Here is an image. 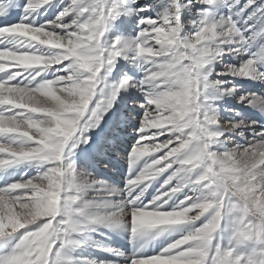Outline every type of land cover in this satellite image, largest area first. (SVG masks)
Here are the masks:
<instances>
[{"label": "snow or ice", "instance_id": "1", "mask_svg": "<svg viewBox=\"0 0 264 264\" xmlns=\"http://www.w3.org/2000/svg\"><path fill=\"white\" fill-rule=\"evenodd\" d=\"M236 81L264 85V0H0V264H264Z\"/></svg>", "mask_w": 264, "mask_h": 264}, {"label": "rangeland", "instance_id": "2", "mask_svg": "<svg viewBox=\"0 0 264 264\" xmlns=\"http://www.w3.org/2000/svg\"><path fill=\"white\" fill-rule=\"evenodd\" d=\"M150 2L151 0H141V3H150ZM55 11H56L55 8L49 10L50 14L53 16L55 14ZM118 24L121 25V30L124 35H135V32L132 31V28L134 27V23L132 21L124 22L122 20V21H118ZM236 83H239L242 85L241 91H252L253 89L247 88L246 86H257L258 85V84H252L250 81H236ZM131 131H132L131 128H129V130L127 129L128 135H126V138L130 136Z\"/></svg>", "mask_w": 264, "mask_h": 264}, {"label": "trees", "instance_id": "3", "mask_svg": "<svg viewBox=\"0 0 264 264\" xmlns=\"http://www.w3.org/2000/svg\"><path fill=\"white\" fill-rule=\"evenodd\" d=\"M241 3H244V0H241Z\"/></svg>", "mask_w": 264, "mask_h": 264}, {"label": "bare ground", "instance_id": "4", "mask_svg": "<svg viewBox=\"0 0 264 264\" xmlns=\"http://www.w3.org/2000/svg\"><path fill=\"white\" fill-rule=\"evenodd\" d=\"M167 242H168V239H167ZM167 242H166V243H167Z\"/></svg>", "mask_w": 264, "mask_h": 264}]
</instances>
